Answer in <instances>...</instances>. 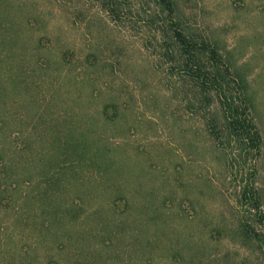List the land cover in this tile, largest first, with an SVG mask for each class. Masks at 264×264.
Here are the masks:
<instances>
[{
    "label": "rangeland",
    "instance_id": "rangeland-1",
    "mask_svg": "<svg viewBox=\"0 0 264 264\" xmlns=\"http://www.w3.org/2000/svg\"><path fill=\"white\" fill-rule=\"evenodd\" d=\"M169 1L0 0V264H264V0Z\"/></svg>",
    "mask_w": 264,
    "mask_h": 264
},
{
    "label": "trees",
    "instance_id": "trees-1",
    "mask_svg": "<svg viewBox=\"0 0 264 264\" xmlns=\"http://www.w3.org/2000/svg\"><path fill=\"white\" fill-rule=\"evenodd\" d=\"M161 1L168 7L171 5V2L169 0H161ZM182 40H184V38H182ZM240 101H241L240 107L232 106L231 104L227 103L225 107L229 110L230 115H235L239 111V113H241L240 115L246 116L248 110V104L244 98L241 99ZM240 115L236 116V118L234 119L235 123H237L238 125H240L242 122H245V119L240 117Z\"/></svg>",
    "mask_w": 264,
    "mask_h": 264
}]
</instances>
